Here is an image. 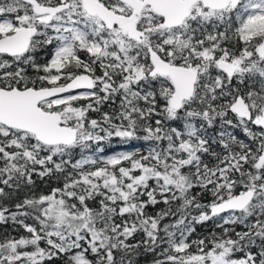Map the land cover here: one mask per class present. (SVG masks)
<instances>
[{
	"label": "snow or ice",
	"instance_id": "snow-or-ice-1",
	"mask_svg": "<svg viewBox=\"0 0 264 264\" xmlns=\"http://www.w3.org/2000/svg\"><path fill=\"white\" fill-rule=\"evenodd\" d=\"M0 264H264V0H0Z\"/></svg>",
	"mask_w": 264,
	"mask_h": 264
},
{
	"label": "trees",
	"instance_id": "trees-1",
	"mask_svg": "<svg viewBox=\"0 0 264 264\" xmlns=\"http://www.w3.org/2000/svg\"><path fill=\"white\" fill-rule=\"evenodd\" d=\"M94 118H99L97 113H92L91 114ZM142 146L141 143L139 142H131L130 144H122L118 139H114L110 145H105V152L108 153L110 151H123V150H131L134 147H140ZM40 191H47V186H41L39 189ZM210 223L209 226H198V231L202 233H206L207 231L210 230Z\"/></svg>",
	"mask_w": 264,
	"mask_h": 264
},
{
	"label": "rangeland",
	"instance_id": "rangeland-1",
	"mask_svg": "<svg viewBox=\"0 0 264 264\" xmlns=\"http://www.w3.org/2000/svg\"><path fill=\"white\" fill-rule=\"evenodd\" d=\"M116 152V151H115ZM111 153H114V152H110V153H108V154H111Z\"/></svg>",
	"mask_w": 264,
	"mask_h": 264
}]
</instances>
